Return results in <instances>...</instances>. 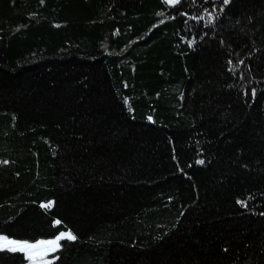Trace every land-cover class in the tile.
Listing matches in <instances>:
<instances>
[{
  "label": "trees",
  "instance_id": "obj_1",
  "mask_svg": "<svg viewBox=\"0 0 264 264\" xmlns=\"http://www.w3.org/2000/svg\"><path fill=\"white\" fill-rule=\"evenodd\" d=\"M203 7L0 0V232L71 228L51 264H264V0Z\"/></svg>",
  "mask_w": 264,
  "mask_h": 264
},
{
  "label": "snow or ice",
  "instance_id": "obj_2",
  "mask_svg": "<svg viewBox=\"0 0 264 264\" xmlns=\"http://www.w3.org/2000/svg\"><path fill=\"white\" fill-rule=\"evenodd\" d=\"M43 2V0H42ZM197 0H191V3L195 4ZM231 0H220V4L217 5L213 2V0H205L206 4H210L211 7H203V13H206L207 16L210 18L208 24H205L204 27L210 28L217 22L216 14L211 9H218V11H223L224 6L229 5ZM164 3L169 6H176L182 5V0H164ZM177 13L179 14V9H177ZM184 17L189 16L188 11H184L182 13ZM174 18V17H173ZM197 21H202L203 17L200 15H195L192 17ZM183 23L187 25L188 21L184 20ZM185 40H188L189 44L195 42V36L192 39H189L187 36L184 37ZM232 61L229 60V64ZM241 64L244 61H240ZM257 94V89L255 87L251 88V96L254 98ZM148 119H152L151 116ZM200 163H204L203 160L199 161ZM3 163H8V161H3ZM242 204L247 206L245 201H239ZM48 203H51L49 201ZM54 223L56 225L61 224V220L57 218ZM77 236L73 232L71 228L67 230H60L57 229L54 233H52L48 237H41V238H16L12 234H6L4 232H0V251L8 250L11 252H20L23 253L24 256L27 258L28 264H51V261L48 259L49 253H56L59 249L64 247L61 244L62 240H76ZM52 259H58V256L52 257Z\"/></svg>",
  "mask_w": 264,
  "mask_h": 264
},
{
  "label": "rangeland",
  "instance_id": "obj_3",
  "mask_svg": "<svg viewBox=\"0 0 264 264\" xmlns=\"http://www.w3.org/2000/svg\"><path fill=\"white\" fill-rule=\"evenodd\" d=\"M63 241V240H62ZM62 241H61V244H62ZM8 251V250H6ZM24 255V254H23ZM55 253H49V256H48V259L53 262L55 259H52V257H54ZM25 257V256H24ZM26 259V263L25 264H28V261H27V258L25 257Z\"/></svg>",
  "mask_w": 264,
  "mask_h": 264
}]
</instances>
